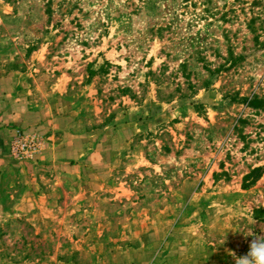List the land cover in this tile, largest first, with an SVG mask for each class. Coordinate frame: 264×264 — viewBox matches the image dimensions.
Here are the masks:
<instances>
[{
	"label": "rangeland",
	"instance_id": "374dc122",
	"mask_svg": "<svg viewBox=\"0 0 264 264\" xmlns=\"http://www.w3.org/2000/svg\"><path fill=\"white\" fill-rule=\"evenodd\" d=\"M0 76L64 119L53 161L12 138L0 264H235L264 235V0H0Z\"/></svg>",
	"mask_w": 264,
	"mask_h": 264
},
{
	"label": "crops",
	"instance_id": "0c3cea01",
	"mask_svg": "<svg viewBox=\"0 0 264 264\" xmlns=\"http://www.w3.org/2000/svg\"><path fill=\"white\" fill-rule=\"evenodd\" d=\"M5 85L3 76H0V169L8 167L13 162V156L10 155V144L15 132L23 128L33 131L31 132L33 137L46 143V145L43 144L44 151H40L44 156L42 161H53L62 157L64 155V134L60 135L58 131L64 132L63 117L54 115L52 106H48V109L40 107L36 109L29 106L28 103L31 101H23L26 98H21V94L17 92L18 89L15 90L17 87L12 86L14 88L12 93L17 94L12 95L9 102H6ZM46 111H48L47 114ZM61 162L64 164V161Z\"/></svg>",
	"mask_w": 264,
	"mask_h": 264
},
{
	"label": "clouds",
	"instance_id": "9594fccd",
	"mask_svg": "<svg viewBox=\"0 0 264 264\" xmlns=\"http://www.w3.org/2000/svg\"><path fill=\"white\" fill-rule=\"evenodd\" d=\"M252 236L247 253L239 256L235 252L230 253L235 264H264V235Z\"/></svg>",
	"mask_w": 264,
	"mask_h": 264
},
{
	"label": "trees",
	"instance_id": "16d2710c",
	"mask_svg": "<svg viewBox=\"0 0 264 264\" xmlns=\"http://www.w3.org/2000/svg\"><path fill=\"white\" fill-rule=\"evenodd\" d=\"M254 101L258 103L260 100L254 99ZM262 169L261 166L250 169L242 178V186L248 188L250 185L254 184L261 176Z\"/></svg>",
	"mask_w": 264,
	"mask_h": 264
},
{
	"label": "built area",
	"instance_id": "2783aa9c",
	"mask_svg": "<svg viewBox=\"0 0 264 264\" xmlns=\"http://www.w3.org/2000/svg\"><path fill=\"white\" fill-rule=\"evenodd\" d=\"M19 143H20L19 146L21 149H25L28 147V143L25 140L21 139Z\"/></svg>",
	"mask_w": 264,
	"mask_h": 264
}]
</instances>
